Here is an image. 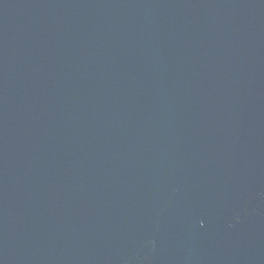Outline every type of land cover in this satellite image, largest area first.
<instances>
[{
  "label": "water",
  "instance_id": "95a60500",
  "mask_svg": "<svg viewBox=\"0 0 264 264\" xmlns=\"http://www.w3.org/2000/svg\"><path fill=\"white\" fill-rule=\"evenodd\" d=\"M0 264H264V0H0Z\"/></svg>",
  "mask_w": 264,
  "mask_h": 264
}]
</instances>
